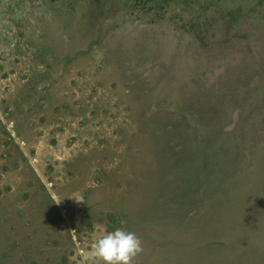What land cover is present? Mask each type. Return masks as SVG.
Wrapping results in <instances>:
<instances>
[{
  "label": "rangeland",
  "instance_id": "1",
  "mask_svg": "<svg viewBox=\"0 0 264 264\" xmlns=\"http://www.w3.org/2000/svg\"><path fill=\"white\" fill-rule=\"evenodd\" d=\"M264 264V0H0V264Z\"/></svg>",
  "mask_w": 264,
  "mask_h": 264
},
{
  "label": "clouds",
  "instance_id": "2",
  "mask_svg": "<svg viewBox=\"0 0 264 264\" xmlns=\"http://www.w3.org/2000/svg\"><path fill=\"white\" fill-rule=\"evenodd\" d=\"M142 251L140 237L123 227L102 232L92 243V254L100 264H135Z\"/></svg>",
  "mask_w": 264,
  "mask_h": 264
}]
</instances>
